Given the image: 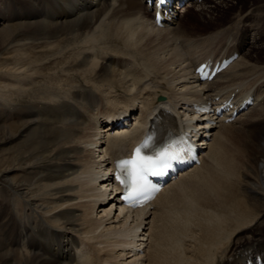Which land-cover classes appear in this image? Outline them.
<instances>
[{
  "label": "bare ground",
  "instance_id": "6f19581e",
  "mask_svg": "<svg viewBox=\"0 0 264 264\" xmlns=\"http://www.w3.org/2000/svg\"><path fill=\"white\" fill-rule=\"evenodd\" d=\"M184 2L158 27L143 0H0V264H242L253 244L264 255V0H201L198 13ZM235 50L213 81L195 80L198 62ZM246 93L256 102L233 122L189 105ZM166 108L209 133L202 163L156 210L113 217L111 165Z\"/></svg>",
  "mask_w": 264,
  "mask_h": 264
},
{
  "label": "snow or ice",
  "instance_id": "6c2138e0",
  "mask_svg": "<svg viewBox=\"0 0 264 264\" xmlns=\"http://www.w3.org/2000/svg\"><path fill=\"white\" fill-rule=\"evenodd\" d=\"M155 6L165 7L168 0H153ZM154 18H156L154 16ZM134 150L132 159L117 161L116 168L119 173L116 180L124 187L126 195L121 197L130 206L146 203L151 194L158 192L159 188L152 184L150 177H165L175 166L188 159H194L197 146L191 142L190 136H182L179 140L153 149L151 154H143L142 149L149 146V140Z\"/></svg>",
  "mask_w": 264,
  "mask_h": 264
},
{
  "label": "rangeland",
  "instance_id": "374dc122",
  "mask_svg": "<svg viewBox=\"0 0 264 264\" xmlns=\"http://www.w3.org/2000/svg\"><path fill=\"white\" fill-rule=\"evenodd\" d=\"M186 2H188V1H186ZM199 4L201 5V1H199L198 3H194L192 6V9H193V11L195 10V13H198L199 12V9L197 8V6H199ZM196 6V7H195ZM180 10H182V8L180 9ZM194 16V15H193ZM193 16H191V17H193ZM17 22H15V24H16ZM262 46H264V42H263V44H262ZM9 55H10V53H9ZM4 76L5 77V79H3L2 77ZM7 78V79H6ZM7 82H6V81ZM8 80H10V81H8ZM9 82H11V79H10V77L9 76H5V75H0V89H6V91H7V88H4V86L5 85H7L6 83H8V85H9ZM11 87H13V86H11ZM107 96H109L108 94H106ZM110 95H113V96H115L116 94L115 93H112V94H110ZM113 98L114 97H112V98H109V99H107L108 100V104H114V105H119V106H122L123 104L122 103H117V99L116 100H113ZM112 99V100H111ZM140 100V99H139ZM27 112V109L25 110V108L22 106L21 108H19L13 115H11V116H9V118H8V120H7V124H12V123H21L22 121H23V118H22V115L23 114H25ZM16 144V143H15ZM119 213H120V211H119V208L115 211H113V214L114 215H112L113 217H117V215H119ZM101 215V214H100ZM151 217H153V215L151 216ZM56 232H58V230H56ZM149 232V230H147V232L146 233H148ZM4 235H5V232L3 231V229L2 230H0V237H2V238H4ZM151 242L152 241H150V246H151ZM148 251V250H147ZM134 257H131L130 259H133ZM147 257H145V259H146ZM129 258H128V260H130ZM148 262H145L144 261V264H147ZM150 263V262H149Z\"/></svg>",
  "mask_w": 264,
  "mask_h": 264
}]
</instances>
